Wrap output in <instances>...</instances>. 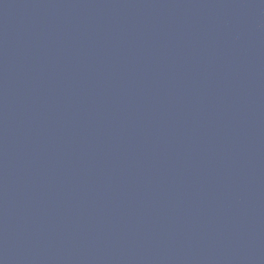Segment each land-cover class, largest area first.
I'll use <instances>...</instances> for the list:
<instances>
[{
	"label": "water",
	"instance_id": "1",
	"mask_svg": "<svg viewBox=\"0 0 264 264\" xmlns=\"http://www.w3.org/2000/svg\"><path fill=\"white\" fill-rule=\"evenodd\" d=\"M0 264H264V0H0Z\"/></svg>",
	"mask_w": 264,
	"mask_h": 264
}]
</instances>
